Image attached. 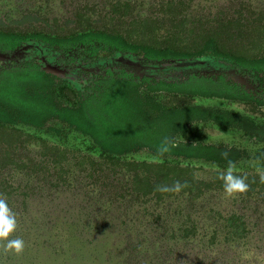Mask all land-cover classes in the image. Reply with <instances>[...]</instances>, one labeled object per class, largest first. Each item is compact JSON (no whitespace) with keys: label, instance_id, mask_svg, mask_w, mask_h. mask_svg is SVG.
<instances>
[{"label":"trees","instance_id":"1","mask_svg":"<svg viewBox=\"0 0 264 264\" xmlns=\"http://www.w3.org/2000/svg\"><path fill=\"white\" fill-rule=\"evenodd\" d=\"M0 1V52L40 44L62 71L54 73L33 57L0 66V197L17 219L10 239L24 241L19 254L0 241V264H264L260 175L236 170L250 187L234 197L226 196L220 178L198 176L185 159L213 161L220 169L229 163L223 162L227 153L237 151L176 142L169 135L180 113L203 116L214 109L172 107L148 87L222 85L223 74L176 70L180 61L199 59L232 69L256 87L250 75L264 65V45L256 37L261 48L250 53L254 20L198 16L187 34L166 25L160 35V21L134 14L133 0H84L68 15L29 0ZM96 2L109 8L97 14L100 19L92 12ZM112 6L132 21L109 19ZM112 57L115 63H106ZM122 57L144 65L143 73L122 64ZM50 112L63 126L89 136L90 145L52 141L29 129L45 127ZM31 139L38 149L26 145ZM165 144L170 150L161 154ZM143 150L150 156L137 158ZM177 181L186 185L179 192L157 190Z\"/></svg>","mask_w":264,"mask_h":264},{"label":"rangeland","instance_id":"2","mask_svg":"<svg viewBox=\"0 0 264 264\" xmlns=\"http://www.w3.org/2000/svg\"><path fill=\"white\" fill-rule=\"evenodd\" d=\"M3 1L17 2L19 0ZM29 1H31L34 6H44L47 10L55 12V14L58 12H65L68 15L73 9V6L77 5L76 2H83L84 0H66V4H63L62 0ZM131 4L134 6V14L139 13L144 16L149 13L152 19H158L160 21L159 25L155 26V33H159L160 35L168 31L166 30V25H168L169 29L172 28L173 30H179L182 31L183 34H187L190 30L188 26H191L193 17L198 18L199 16L203 18L204 21H210L218 16H225L226 19H229L232 18L234 14H240V17L244 20L246 18L252 19L255 21V26H258L253 28L257 29V33L254 43L251 45L252 49L250 53L255 55L261 48L256 37L260 36L261 42L264 45V41H262V29H264V0H156L152 7L150 5L151 0H133ZM176 6H178L177 9ZM93 7V10L92 8L86 9L90 12L92 10L96 19H100L97 17V14H105V11L109 10V8L105 10V7L99 6L97 2ZM81 9H83V7ZM110 9L112 10V14L109 19L124 18L122 16H126L125 18H127V20L132 21L131 17L127 16L123 8L112 6ZM219 11H221L222 14L219 15ZM39 19L43 20L41 17H39ZM34 22L35 24L38 23L36 20H34ZM105 22V20L100 21V24ZM183 25H187V28H181ZM74 27L75 26H68L67 30ZM49 53L46 47L40 44H31L27 46V48H19L6 53L0 52V66L7 65L9 62L22 60L26 57H33L37 58L45 67H56L57 64H55L53 57ZM115 59L116 57H112L110 60H106V63H115ZM119 61L134 70L143 71L144 65L136 63L134 58L122 57ZM145 67L148 68L147 66ZM179 69L180 72L193 70L207 76H219L223 74L226 78L222 85L208 82L205 83L204 86L201 85L197 87L198 83L193 81L188 82V86L178 85L175 88H162L155 85L148 86L155 88L150 91L155 98L162 102L169 103L172 107L183 105L182 107L187 110L193 107L214 109L213 112L204 114L203 116H195V113H192L191 110L183 112L182 114L180 113V120L177 121V124L178 122H180V124L177 126V130L175 127L173 128L169 138H172V141L188 144L222 145L226 153L231 150H236L237 152H235L234 155L227 153L223 162H234L236 170L242 173H251L259 176V171H264V65L262 64L254 75H250L257 83L256 87L250 86L242 79L241 75L235 73L232 69L223 67L217 62L208 63L201 59L198 61H180L176 66V70L179 71ZM90 70H92V68ZM212 72L216 74H212ZM226 73L243 85L234 79V82H232V77ZM182 78L184 77L181 76L179 79ZM234 83L239 85L236 86ZM207 84V88L210 91L204 93L196 91L197 88L208 90L205 87ZM247 88L255 91L250 93ZM194 89L195 91H193ZM147 90L146 88V92L148 93L149 90ZM214 90L225 93H209H213ZM186 93L193 96L189 97ZM156 112L157 116H159L160 111ZM50 113L49 118L51 119L47 121L46 126L43 127L44 129H29L48 136L52 141L76 144L82 147L90 145L91 139L89 136L63 126L58 122L57 118L52 117V112ZM30 141L31 142H28L26 145L34 150L38 149V142L35 139H31ZM186 148L180 147L178 151L187 154L188 151ZM144 155L150 156V153L147 150L139 151L137 158L144 159ZM186 160L193 162L192 165L195 166L198 176L205 179L216 180L220 176L219 174L217 175L218 170L221 172L227 170V167L217 169L213 161L204 162V160H198L194 157H190V159H185L184 161ZM72 161L75 162L76 159H72ZM226 166H228V164H226ZM262 210H264L263 206L259 211L261 212ZM262 249L263 253L261 256H264V247Z\"/></svg>","mask_w":264,"mask_h":264},{"label":"clouds","instance_id":"3","mask_svg":"<svg viewBox=\"0 0 264 264\" xmlns=\"http://www.w3.org/2000/svg\"><path fill=\"white\" fill-rule=\"evenodd\" d=\"M175 146V145H173ZM169 147L165 144L159 151L161 154L169 151ZM259 171V170H258ZM236 165L229 161L227 170L222 172L219 176L224 181V192L228 197H234L237 194L246 193L249 190V184L246 182L247 177L236 175ZM260 181L264 183V171H259ZM186 185H181L179 181L172 186H158L159 191L162 192H179ZM17 228V219L12 212L5 198L0 197V241L6 242L4 244L5 250H14L17 254L24 249V241L20 238L10 239V236Z\"/></svg>","mask_w":264,"mask_h":264},{"label":"water","instance_id":"4","mask_svg":"<svg viewBox=\"0 0 264 264\" xmlns=\"http://www.w3.org/2000/svg\"><path fill=\"white\" fill-rule=\"evenodd\" d=\"M47 68L50 69V71L56 72L57 74H59L60 72H62L60 69H58L56 67H53V66H50V67H47Z\"/></svg>","mask_w":264,"mask_h":264}]
</instances>
